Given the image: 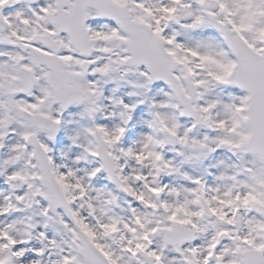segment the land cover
Returning a JSON list of instances; mask_svg holds the SVG:
<instances>
[{
	"label": "snow or ice",
	"instance_id": "obj_1",
	"mask_svg": "<svg viewBox=\"0 0 264 264\" xmlns=\"http://www.w3.org/2000/svg\"><path fill=\"white\" fill-rule=\"evenodd\" d=\"M0 264H264V0H0Z\"/></svg>",
	"mask_w": 264,
	"mask_h": 264
}]
</instances>
